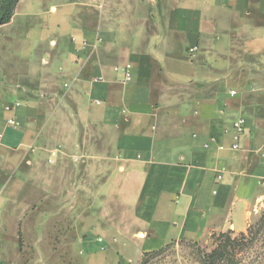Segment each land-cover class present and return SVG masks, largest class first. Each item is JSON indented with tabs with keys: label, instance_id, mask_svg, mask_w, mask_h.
<instances>
[{
	"label": "crops",
	"instance_id": "0c3cea01",
	"mask_svg": "<svg viewBox=\"0 0 264 264\" xmlns=\"http://www.w3.org/2000/svg\"><path fill=\"white\" fill-rule=\"evenodd\" d=\"M85 3L95 10L69 51L43 57L57 71L29 65L0 74L1 245L8 243V214L18 223L16 241L20 230L25 237L47 220L50 232L71 230L99 197L112 204L107 218L129 225L141 250L137 264L144 252L175 240L245 231L264 200V0ZM17 6L3 25L14 22ZM128 63L132 78L125 81ZM231 75L246 76L256 91L250 110L241 90L224 87ZM9 100L21 103L8 112ZM11 116L18 126L8 124ZM240 117L247 125L239 135ZM66 122L80 126L68 131ZM70 156L73 178L66 177ZM19 169L26 180L15 178ZM12 180L44 191L22 215L3 197Z\"/></svg>",
	"mask_w": 264,
	"mask_h": 264
},
{
	"label": "rangeland",
	"instance_id": "374dc122",
	"mask_svg": "<svg viewBox=\"0 0 264 264\" xmlns=\"http://www.w3.org/2000/svg\"><path fill=\"white\" fill-rule=\"evenodd\" d=\"M86 1L20 0L14 22L0 28V74L3 71L10 73L19 71L20 73V70L30 69L29 65L34 67L38 73H43L45 68L49 67L57 71L58 64L51 62L50 65H45L43 57L46 55L51 57L56 53L69 51L71 37L78 35L80 24L85 19V15L92 9L95 10L88 7ZM53 4L57 6L55 12L49 10L50 5ZM93 6L97 7L98 5L96 3ZM29 30L31 33L28 35ZM51 36L57 40L55 47L51 45ZM233 79L241 81L236 82ZM224 85L226 88L232 85L229 87L241 90L237 91L241 92L243 96L240 103L250 110L256 91L252 90L250 80H247L246 76L231 75ZM9 101L13 102H7V104L21 103L17 100ZM75 125L80 126L74 122H66L62 127L66 126L68 131H73ZM261 125L264 128V124ZM42 157L47 160L45 153ZM74 163L70 156L71 168L66 171L67 178L74 177ZM26 175L25 169H19L15 178L26 180ZM41 180V177L35 175L38 185ZM12 181L10 184H6L3 197L9 198L11 202H16L13 213L22 215L27 211L26 207L31 203L29 201L39 199L44 191L38 187L33 189L32 186L26 185L16 188L14 186L17 181ZM11 194L15 196L10 198ZM11 202H9V206ZM111 205L110 203L106 204L102 197L96 198L90 205L91 211L82 219L78 218L77 222L73 224L74 227L76 226L75 228L72 227L68 231L67 229L62 230L60 227L61 233L50 232L49 223L51 221L47 220L48 224L45 227L40 226L37 232V229L34 228L30 231L26 229L25 237L20 230L16 241L14 235L17 236L18 223H14L15 219L8 214L6 221L11 223L8 226L9 235L6 236L8 243L1 245L0 242V260L5 264H137L140 260L141 250L137 246L133 233L130 232L129 225L124 223L122 216V219L117 218L113 221L106 217V209ZM37 206L39 203L35 205V207ZM115 206L113 210L116 212L117 207ZM58 222L55 220V227H58ZM35 232V250H31L29 245L32 247L30 243L33 240L30 238ZM241 233L246 234V243H241V246L239 245L236 249L238 264H264V200L254 210L245 231L232 230L234 237H240ZM217 236L218 234L215 233L204 241L187 238L172 241L162 248L150 252V255L147 256L148 264H206L205 254L210 253L216 247ZM99 237H102V241L99 240ZM27 242L29 244L26 246Z\"/></svg>",
	"mask_w": 264,
	"mask_h": 264
},
{
	"label": "trees",
	"instance_id": "16d2710c",
	"mask_svg": "<svg viewBox=\"0 0 264 264\" xmlns=\"http://www.w3.org/2000/svg\"><path fill=\"white\" fill-rule=\"evenodd\" d=\"M19 0H0V25L10 22ZM215 234V233H214ZM212 234V235H214ZM217 245L210 252L205 254L204 261L206 264H238L239 259L236 257V249L241 243H246V234L241 233L240 237L232 236V230L221 232L216 237ZM144 252L139 264H148L147 256L150 252Z\"/></svg>",
	"mask_w": 264,
	"mask_h": 264
},
{
	"label": "built area",
	"instance_id": "2783aa9c",
	"mask_svg": "<svg viewBox=\"0 0 264 264\" xmlns=\"http://www.w3.org/2000/svg\"><path fill=\"white\" fill-rule=\"evenodd\" d=\"M197 49V47H192L190 48V53L194 52L195 50ZM131 68H132V65L130 63L126 64L124 67H123V71H124V80L125 81H130L131 78H132V71H131ZM101 78L97 77L95 78V80H99ZM235 91H231V94L232 95H235ZM20 103L19 102H15L13 104H7L5 105V110L8 111V112H11L13 111L17 106H19ZM8 124L11 125V126H18L19 125V122L17 120L16 117L14 116H11L8 118ZM246 125H247V120L245 117H240L238 118L235 122H234V129L235 131L240 135L242 133L245 132V129H246ZM222 147V146H221ZM232 147L234 149H239L240 148V145H239V142H235L234 144H232ZM264 163V162H263ZM264 180V179H263ZM0 264H5L3 261L0 260Z\"/></svg>",
	"mask_w": 264,
	"mask_h": 264
}]
</instances>
